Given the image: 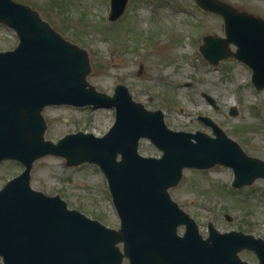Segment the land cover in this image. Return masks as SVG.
I'll use <instances>...</instances> for the list:
<instances>
[{"label": "water", "instance_id": "obj_1", "mask_svg": "<svg viewBox=\"0 0 264 264\" xmlns=\"http://www.w3.org/2000/svg\"><path fill=\"white\" fill-rule=\"evenodd\" d=\"M128 1L112 0V20L125 12ZM196 1L224 19V36H203V56L213 65L229 57L246 63L252 82L263 89L264 17L225 0ZM0 22L20 39L15 48L0 51V163L10 158L26 166L0 189L4 264H124L125 258L130 264H251L241 259L243 249L254 250L264 264L262 238L220 232L212 223L204 238L170 194L185 168L232 167L233 185L241 187L264 179V160L247 154L209 116L200 118L213 134L175 130L162 109H148L127 85L117 84L113 94L98 90L88 79L87 49L64 37L31 5L0 0ZM202 95L218 108L214 96ZM59 104L115 107L116 119L102 136L79 130L54 142L45 137L43 111ZM230 114H238L235 107ZM142 137L150 138L162 155H142ZM47 154L63 156L69 165L98 164L108 178L120 227L70 209L60 194L34 189L31 169ZM181 224L186 225L184 235L178 234Z\"/></svg>", "mask_w": 264, "mask_h": 264}, {"label": "rangeland", "instance_id": "obj_2", "mask_svg": "<svg viewBox=\"0 0 264 264\" xmlns=\"http://www.w3.org/2000/svg\"><path fill=\"white\" fill-rule=\"evenodd\" d=\"M18 1L39 10L67 39L87 49L92 65L88 79L98 90L112 94L118 83L126 84L134 99L149 109H162L167 125L176 130L212 134L211 127L198 120L199 115L210 116L249 155L264 160V88L255 87L245 63L228 58L214 66L199 51L203 35H224L219 14L204 11L195 0H129L125 13L110 20L111 0ZM226 1L264 17V0ZM17 43L16 33L0 23V50ZM203 92L216 98L218 108ZM232 107L237 115L230 114ZM44 116L46 138L53 141L79 130L101 136L116 118L113 108L70 105L48 106ZM139 151L162 154L149 138H141ZM23 169L20 162L5 160L0 188ZM233 176L223 165L187 168L170 194L195 219L204 237L212 222L221 232L243 230L264 238V179L237 189ZM30 182L46 194H60L71 208L89 217L111 227L120 225L107 178L94 163L69 165L62 156L46 155L35 160ZM184 231L185 225H179L178 233ZM240 254L257 263L254 252Z\"/></svg>", "mask_w": 264, "mask_h": 264}]
</instances>
